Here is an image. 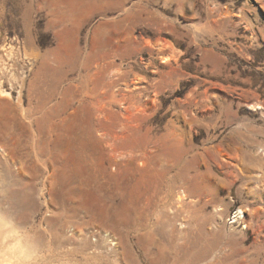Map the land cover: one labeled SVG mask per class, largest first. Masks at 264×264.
I'll return each instance as SVG.
<instances>
[{"label":"rangeland","instance_id":"1","mask_svg":"<svg viewBox=\"0 0 264 264\" xmlns=\"http://www.w3.org/2000/svg\"><path fill=\"white\" fill-rule=\"evenodd\" d=\"M1 80L11 264H264V0H0Z\"/></svg>","mask_w":264,"mask_h":264},{"label":"bare ground","instance_id":"2","mask_svg":"<svg viewBox=\"0 0 264 264\" xmlns=\"http://www.w3.org/2000/svg\"><path fill=\"white\" fill-rule=\"evenodd\" d=\"M174 52V50H172V53ZM168 58V57H167ZM2 61V60H1ZM6 61V60H5ZM4 65V64H3ZM8 68V67H7ZM5 70V69H4ZM7 70V69H6ZM4 72V71H3ZM12 77V76H11ZM1 82H2V80L0 81V94H2V93H6V96H10L6 91H4V90H2V86H1ZM21 91V90H20ZM20 93V92H19ZM21 98V97H20ZM19 98V99H20ZM18 99V100H19ZM20 102H21V100H20ZM259 147H262L263 149L261 150V151H264V146H262V145H259ZM217 148V150L216 151H218V152H221L222 150V148H221V146H217L216 147ZM224 149V148H223ZM241 150H242V148H240ZM226 151V150H225ZM234 151V150H233ZM235 155H233V157H230L231 159H233V161L234 162H231L230 160H226V158L224 159V160H221V163L222 164H224L225 166H228V167H230V166H232V167H235V169L237 170V172L240 174V175H242L243 173H244V171H245V169H247L248 168V165L251 163L250 162V160L248 161L244 156L245 155H242L240 152H239V148H235ZM224 153V152H223ZM230 153V152H229ZM228 153V154H229ZM233 154V153H232ZM192 155V154H191ZM216 155V154H215ZM220 155V154H219ZM223 155H225V154H221L220 156H223ZM230 155V154H229ZM261 155V154H260ZM224 157H227V156H224ZM229 157V156H228ZM214 158H215V156H214ZM219 158V157H218ZM229 158V159H230ZM258 159V158H257ZM264 160V157H262V156H260V159H259V161L258 160H256V162L259 164V166H260V168L261 169H258L263 175H264V173H263V171H262V164L263 163H261V161H263ZM143 164H145V163H143ZM254 164V163H253ZM251 167V166H250ZM252 167H255V166H252ZM250 169V168H249ZM256 169V168H255ZM251 171V170H250ZM256 174V173H255ZM258 174V173H257ZM261 174V175H262ZM163 176V175H162ZM264 177V176H263ZM257 178V177H256ZM259 179V178H258ZM262 179V178H261ZM225 181V180H224ZM231 182V181H230ZM234 182V181H233ZM223 183V182H222ZM221 183V184H222ZM220 184V185H221ZM223 184H225V183H223ZM222 184V186H224ZM227 185V184H226ZM205 187V186H204ZM184 194V193H183ZM181 196H179L178 198H180ZM239 210V209H238ZM242 213H243V211L242 210H239L238 211V216H242ZM1 231V230H0ZM3 232V231H2ZM2 232L0 233V235L2 234ZM4 238V237H3ZM2 238V239H3ZM10 248V247H9ZM9 248H8V250H9ZM12 249V248H11ZM12 251H14V250H12ZM6 252V251H5ZM9 252V251H8ZM10 252H11V250H10ZM9 252V253H10ZM15 252V255L13 254V255H10L9 257L7 256L6 258H9V259H2L3 257H1L0 256V264H9V262H10V264L11 263H13V259H19V254L16 252V251H14ZM9 253H7L8 255H9ZM11 253H13V252H11ZM5 255V254H4ZM5 258V257H4Z\"/></svg>","mask_w":264,"mask_h":264},{"label":"clouds","instance_id":"3","mask_svg":"<svg viewBox=\"0 0 264 264\" xmlns=\"http://www.w3.org/2000/svg\"><path fill=\"white\" fill-rule=\"evenodd\" d=\"M0 229L6 232L7 239L15 240V244L12 245L11 250L16 251L22 259H31L35 256V252L32 249L21 247L23 236L12 218L0 215Z\"/></svg>","mask_w":264,"mask_h":264}]
</instances>
